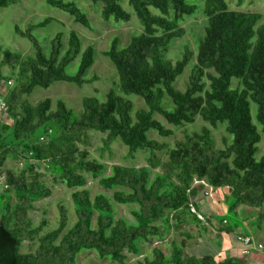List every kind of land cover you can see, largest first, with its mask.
<instances>
[{
    "label": "trees",
    "instance_id": "1",
    "mask_svg": "<svg viewBox=\"0 0 264 264\" xmlns=\"http://www.w3.org/2000/svg\"><path fill=\"white\" fill-rule=\"evenodd\" d=\"M18 0H0V7ZM67 11L76 22L91 27L88 14L75 0H45ZM101 4L104 20L129 21L133 15L124 0H90ZM207 16L204 33L196 52L188 45L182 55L171 60L165 55L170 42L185 33L181 22L197 12L199 4L190 0H127L142 31L120 46L118 37L111 40L103 53L116 67L117 82L104 99L85 96L76 114L63 99L53 108L45 97L35 106L25 94L36 86L47 88L55 81L74 82L79 86L92 82L86 72L94 63L95 48L83 47L79 32L56 31L45 51L33 30L57 19L46 15L36 22L15 30L26 37L34 55L23 57L0 45V86L11 80L2 73L6 66L15 75V82L3 96L11 124L0 122V172L9 157H33L21 173L6 172V188L0 192V264H77L82 250L93 249L102 258L126 264L127 253H138L141 239L165 236L173 218L182 222L186 215L201 221L189 210L204 194L205 183L223 197L231 196L228 211L239 204L252 207L264 204V155L257 157L264 133V23L262 13L236 10L228 0H202ZM243 0H238L241 4ZM79 56L74 73L67 66ZM191 64L184 89L176 86L178 77ZM137 95L144 106L135 108L129 97ZM5 96V97H4ZM0 98H2L0 96ZM168 102V105H167ZM253 104L255 111L253 113ZM155 114L175 127L191 124L197 116L216 127L225 124L231 139L216 146L211 128L185 131L184 138L169 147L166 141L148 136L151 129L162 136L174 130L166 127ZM1 120V119H0ZM93 131L105 132L103 149L121 139L133 155L149 149L146 165L113 163L105 173L104 164L91 157L87 149ZM47 134L45 142L40 136ZM167 151L165 160L158 151ZM45 165L71 192L76 219L68 226V208L58 205L59 219L55 228L42 230L48 223L42 217L34 224L29 211L34 202L51 193L40 178L36 164ZM160 167L151 178L152 168ZM89 172L99 184L113 190L119 203H136L135 222L115 216L111 199L103 192L94 195L85 185ZM203 182L195 183V180ZM15 201H12V196ZM227 232L232 226L225 227ZM39 239L35 252H23L25 240ZM261 241V240H260ZM139 264H244L243 258L206 253L202 256L185 253L182 243H174L169 254L160 245L153 247L152 257Z\"/></svg>",
    "mask_w": 264,
    "mask_h": 264
},
{
    "label": "rangeland",
    "instance_id": "2",
    "mask_svg": "<svg viewBox=\"0 0 264 264\" xmlns=\"http://www.w3.org/2000/svg\"><path fill=\"white\" fill-rule=\"evenodd\" d=\"M77 5L82 7L90 19L91 27H86L73 19V16L67 11L48 4L45 0H18L17 2L0 7V45L9 48L12 51H19L21 56L28 57L34 55V48L31 42L24 36L20 35L15 30V25L20 28H25L27 23L36 22L46 15L54 16L57 20L52 21L44 27H38L33 30V33L38 38L45 51L50 49V40L53 34L62 30L64 32V41L66 42L68 30L73 28L79 32L83 47L92 44L95 48L94 63L88 68L86 75L94 77V80L85 83L82 86L74 82L55 81L49 87L44 88L36 86L32 93L23 96L32 106H35L40 100L49 97L52 100L53 108L58 99H63L67 105L73 108L76 114L82 108V101L85 96L95 95L100 99L105 98V94L110 87H115L117 82V71L114 64L107 57L103 50L109 48L111 40L118 37L120 46L128 44L131 36L142 31L134 11L128 5L127 0L123 1L124 6L132 11L133 15L129 21H115L113 19L104 20L101 17V4H94L90 0H75ZM196 1L199 8L196 13L186 16L181 22L185 28V33L177 38H174L165 52V55L171 60H176L182 55L184 47L188 45L196 52L199 38L204 33V27L207 22V16L202 10V0ZM229 7L236 10L252 11L262 13V22L264 23V0H243L241 4L238 0H228ZM79 63V56L67 66L68 73H74ZM191 64H188L183 73L178 77L176 86L184 89ZM2 73L6 76H11V82L8 81L0 86V96L5 95L9 88L15 82V75L11 74L7 65L1 67ZM5 97V96H4ZM135 103V108L144 106L143 100L137 95L129 96ZM168 105V102H167ZM256 107L253 104V113ZM155 116L164 123L166 127H172L174 132L170 136H162L156 130L151 129L147 134L150 137L166 141L169 147L174 145L175 140L184 138L185 131L200 130L204 125L211 128L216 146H224V138L231 139V135L226 131L225 124H219L216 127L211 126L205 122L200 116H197L195 121L191 124L175 127L168 123L161 115ZM6 124H11L12 118L10 114L3 110L1 113V120ZM91 144L87 147L90 156L97 158L104 166V172L109 173L110 167L113 163H120L124 165H146L149 156V149H139L133 155L128 154L127 145L121 140L117 139L111 144V149H103L102 139L106 133L101 131H93L91 133ZM45 142V141H44ZM158 157L165 160L167 158V151H158ZM257 157L264 155V133L261 132V140L259 142V149L256 153ZM36 160L30 157L28 160L23 157H9L4 164L5 171L12 170L16 173H21L22 170L27 169V163H35ZM36 169L42 176L40 177L50 188V195L38 199L34 202V208L29 211L30 218L34 224L39 223L42 217L48 219L47 225L42 230L53 229L58 224L59 210L58 205L64 204L68 208L69 222L68 226L76 219L75 206L71 198V192L75 187H69L64 181L53 174L45 165L36 164ZM160 167L153 169L151 178L154 173L160 171ZM0 172V192L6 188V172ZM87 176V184L85 187L91 190L94 195L98 192L105 193L113 202L115 208L116 218H124L128 222H135L133 209L138 206L136 203H119L113 199V190L103 188L99 182L98 177H94L89 172H85ZM216 192L212 191V195L216 201L221 199ZM12 201H15V196H12ZM233 202V198L229 196L225 198V206ZM228 210V209H227ZM212 214V225L205 220L197 221L192 216L186 215L182 222H176L173 218L170 219V225L167 228L165 236L159 239L152 237L150 240L141 239L139 241L140 250L138 253H127L126 264H139V260L144 257H152L153 247L160 245L165 253L169 254L174 243H182L185 253L202 256L206 253L216 255V249H222L225 245H236L235 234L227 232L225 227L232 226L233 233L241 231L243 234H249L261 240L264 243V204L258 207H252L245 204H239L233 210L221 212L215 207L209 206L205 208L204 214ZM38 237L34 240H25L21 251L35 252L38 248ZM205 246V247H204ZM220 246V247H219ZM206 248V249H205ZM207 250V251H206ZM223 255V254H222ZM244 264H263L264 249L252 248L250 253L243 254ZM77 264H120L112 261L110 258H102L93 249L82 250L77 255Z\"/></svg>",
    "mask_w": 264,
    "mask_h": 264
},
{
    "label": "built area",
    "instance_id": "3",
    "mask_svg": "<svg viewBox=\"0 0 264 264\" xmlns=\"http://www.w3.org/2000/svg\"><path fill=\"white\" fill-rule=\"evenodd\" d=\"M9 83L11 82V80L8 81ZM5 110V101L3 100V98H0V119H1V113L2 111ZM48 138L47 134H43L40 136V141L44 142L46 141ZM197 182H203L202 180H195V183ZM206 187L204 189V194L205 195H212V186L206 184ZM189 210L190 212L196 216L198 219L200 220H205L206 219V215L204 214L203 211H201L197 204L195 203H190L189 204ZM237 239L238 241L242 244V253L243 254H248L250 253L252 248H257V249H264V243L260 240H257L255 236L253 235H249V234H240L237 235ZM263 264H264V259H263Z\"/></svg>",
    "mask_w": 264,
    "mask_h": 264
},
{
    "label": "crops",
    "instance_id": "4",
    "mask_svg": "<svg viewBox=\"0 0 264 264\" xmlns=\"http://www.w3.org/2000/svg\"><path fill=\"white\" fill-rule=\"evenodd\" d=\"M211 195H205L200 193L197 197V206L201 211H205V208L209 206L215 207V209L220 210L221 212H227V208L225 206V198H228L229 196L224 195L221 199H219L218 201H216L213 197H210ZM207 219V223L209 225H212V214L209 212L207 213L206 216ZM232 234H235V238H236V245H233L231 247V245H225L224 248L222 249H216L215 250L217 252H219L220 254L223 255H231V256H236V257H243V253H242V244L238 241L237 239V235L243 234L241 231H236L233 233V231H231ZM205 247V246H204ZM220 247V246H219ZM206 249V248H205ZM207 251V250H206Z\"/></svg>",
    "mask_w": 264,
    "mask_h": 264
}]
</instances>
